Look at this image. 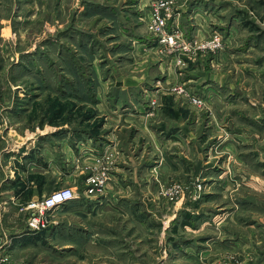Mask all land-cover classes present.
I'll use <instances>...</instances> for the list:
<instances>
[{
    "label": "rangeland",
    "instance_id": "obj_1",
    "mask_svg": "<svg viewBox=\"0 0 264 264\" xmlns=\"http://www.w3.org/2000/svg\"><path fill=\"white\" fill-rule=\"evenodd\" d=\"M143 2H148L145 9ZM152 2L0 0V124L2 117L10 118L11 126L9 135L0 127V254H10L4 241L23 227L28 205L70 186L63 182L66 142L106 134L99 105L106 98L113 102L115 95L127 98L118 88L137 64L149 71L145 86H165L156 103L171 108L174 122L187 119V128L201 137V156L192 153L180 162L199 175L186 183L162 180L165 174L155 170V202L141 193V176L136 177V193L123 206L126 213L93 206L105 190L84 195L78 187L75 204L91 205L90 220L80 218L67 227L73 205L53 210L41 230L54 224L53 215L60 217V228L43 235L42 248L49 254L39 263L264 264V0H198L211 32L219 31L225 40L222 50L201 61L174 64L184 70L202 62V75L211 79L198 90L184 74L178 75L182 81L165 82L159 66L165 58L178 63V56L161 52L148 29ZM178 21L187 37L195 36ZM145 40L152 51L139 53L136 45ZM179 82L205 105L176 98L172 88ZM105 84L109 94L102 93ZM143 142L133 145L135 154ZM91 166L77 160L68 168L80 176L75 184L82 178L87 184L95 171ZM174 186L181 194L170 200L165 191ZM3 201L14 205L4 209Z\"/></svg>",
    "mask_w": 264,
    "mask_h": 264
},
{
    "label": "crops",
    "instance_id": "obj_2",
    "mask_svg": "<svg viewBox=\"0 0 264 264\" xmlns=\"http://www.w3.org/2000/svg\"><path fill=\"white\" fill-rule=\"evenodd\" d=\"M188 1L189 0L177 1L175 8L178 12L174 14L175 19L179 20L178 22H180L182 28L186 32L200 38L208 36L212 29V27H210L208 15L202 14V12L205 13V11L202 9L198 0ZM192 1H196L194 5ZM147 5L148 2H143V9H145L144 6L146 7ZM149 46V42L145 40L142 44L136 45V51L146 54L148 50L152 51ZM144 54H140V57ZM204 57H200L199 61L203 60ZM146 59H144V61ZM164 60L165 61H162V63L159 62L161 63L159 69L163 75H166L164 78L166 83L171 81H182V78H179L178 75L184 74L187 76V79H185V77L183 78L185 82L195 81L194 89L198 90V87H201L205 81L211 79L210 77L204 78L202 75V69L200 67L202 66V62H199L198 65H194L189 69L185 68L184 70H180V68H175L174 64H178L176 59L173 61L171 60V62H169V58H165ZM134 63L137 62L134 61ZM167 64H169L168 72L162 71V67ZM134 67V70L130 73L128 78L124 79L121 88H118L121 92L126 93V95L128 94L127 98L115 95L116 97L113 99V102H110L108 98H106V100H103L99 105L100 111H102L103 116H105L103 128L106 134L99 139L85 135L84 137L71 138V140L66 142L64 147V152L66 154L65 163L68 168L74 166L76 161L79 160L87 166L92 164L93 167H91L96 170L100 165L99 160L106 153H112L114 155V162L110 169V179L107 183L105 193L101 194L98 202H95L93 206L99 207L103 205L104 207L112 208L116 211L121 209L125 213L126 211L123 206L131 201L133 194L136 193L134 192V190H136L135 182L138 181L136 177L141 176V178H139L142 181V184H140V187H142L141 193L144 192L147 197L152 195V201H154L157 199L154 171H160L159 174L161 175L165 174L162 180L181 179L186 183H191L193 179L192 176H198L199 174H197L196 169L195 171H189L190 169H187V165L180 162L181 160L186 161L188 157L191 158L190 155H192V153L194 156L200 157L202 150L201 137L196 136L195 133L187 128V119L176 120L177 122H174L175 117L171 108H169V106L163 107L164 105L160 106L156 103L157 97L165 95V86H145L144 83L147 79L146 75H148L149 71H145V65L134 64ZM161 77L159 79L163 80ZM207 87V85L204 86V90H206ZM109 91V85L105 84L102 88V93L109 94ZM135 92H137L138 98H136ZM129 98H131V100ZM174 105L180 107L178 102ZM169 115H172L171 117L174 119L171 120L169 124H164L165 119L168 118ZM2 118L6 124L2 119L1 121H3V123L1 122L2 124H0V127H7L8 129L5 135H9V133H11V126H9L7 121H10V118L7 120H5L4 117ZM200 119V115L196 113L195 119L193 120L195 123L194 125H199ZM18 124L19 123L12 125V129ZM13 132L14 134L17 133L14 130ZM140 140L144 141L143 148H141L139 154H135L133 152V145L135 143L138 144ZM123 143L126 148L123 147ZM128 146L130 148H128ZM23 155H27V151L23 152ZM68 168L65 173L66 175H64L63 182L70 184L68 187H72L75 192L78 190V187L81 188L84 195H87L86 181L82 178L80 183L75 184V182L79 180L77 177L80 176L76 170ZM140 168L142 170L141 174ZM32 169L39 172L36 166ZM74 177L75 179L73 180ZM31 184L34 188L36 182H32ZM34 190H36V187ZM77 201L78 198L76 197L73 201L68 203L73 205L74 208L66 218L67 227L71 224L80 223L78 220L80 218L90 220L91 205L75 204ZM3 202L2 208L6 206L10 208V205L13 204H9V202L5 204V201ZM28 209L29 210L25 209L24 211L27 217H25V223L19 231L11 234V232L6 230L7 234L9 232V236L7 235L4 244L6 245V250L10 252L12 257L10 264H49L50 262L39 263L44 260V255L49 254L47 250L45 251L42 248V237L45 233H53V231L59 230L60 217L57 218L53 215L55 217L52 216L51 219L52 222L54 221V224L46 231L33 230L29 227L28 218L31 210L30 208ZM16 256L19 257L20 262L16 261Z\"/></svg>",
    "mask_w": 264,
    "mask_h": 264
},
{
    "label": "built area",
    "instance_id": "obj_3",
    "mask_svg": "<svg viewBox=\"0 0 264 264\" xmlns=\"http://www.w3.org/2000/svg\"><path fill=\"white\" fill-rule=\"evenodd\" d=\"M177 0H153L148 19V29L156 38L161 52L174 53L178 56V64L186 65L187 58H200L209 53H216L224 46V36L217 30L208 36L187 37L180 27L175 24L174 8ZM172 94L176 98H182L197 107H203L205 101L200 98L184 82L175 84ZM114 162V155L106 153L99 160V168L92 173L87 180L86 194L99 195L107 186L110 179V169ZM181 194L180 187H172L165 191L170 200L177 199ZM77 197L72 187L57 189L45 196L41 202L29 205V227L33 230H41L49 223V214L64 205H67ZM10 254H0V264H8Z\"/></svg>",
    "mask_w": 264,
    "mask_h": 264
}]
</instances>
